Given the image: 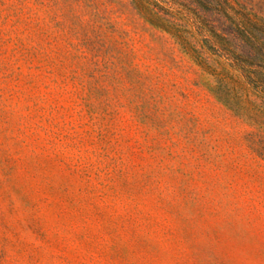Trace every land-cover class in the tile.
Wrapping results in <instances>:
<instances>
[{
  "label": "rangeland",
  "instance_id": "rangeland-1",
  "mask_svg": "<svg viewBox=\"0 0 264 264\" xmlns=\"http://www.w3.org/2000/svg\"><path fill=\"white\" fill-rule=\"evenodd\" d=\"M155 2L0 0V264H264V0Z\"/></svg>",
  "mask_w": 264,
  "mask_h": 264
},
{
  "label": "trees",
  "instance_id": "trees-1",
  "mask_svg": "<svg viewBox=\"0 0 264 264\" xmlns=\"http://www.w3.org/2000/svg\"><path fill=\"white\" fill-rule=\"evenodd\" d=\"M136 5L139 9V11L142 13V16L151 24H153L156 27L162 28L163 30H170V28H172L170 26L169 21L167 22V20L160 15L159 13H157L158 11H156V9L154 10L153 8L149 7L150 4L155 3L154 5H158L155 0H135ZM181 4L182 3H178ZM165 10V9H164ZM167 10V9H166ZM165 13H163L164 15ZM258 85L262 88H264V78L260 79L258 81ZM259 87V88H260ZM253 107V104L250 105V109ZM257 115H250V117L248 118L249 121L251 122V124L253 126H255L257 128V130L264 132V119H257ZM260 143H262L261 141L257 142V141H253L252 140V144H255L254 147L255 150L259 153V148L258 146H260ZM261 151L264 150V148L262 147L260 149Z\"/></svg>",
  "mask_w": 264,
  "mask_h": 264
}]
</instances>
